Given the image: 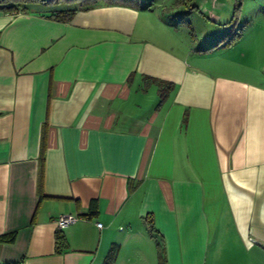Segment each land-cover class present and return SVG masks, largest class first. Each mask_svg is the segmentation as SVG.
Returning a JSON list of instances; mask_svg holds the SVG:
<instances>
[{
  "label": "crops",
  "instance_id": "obj_1",
  "mask_svg": "<svg viewBox=\"0 0 264 264\" xmlns=\"http://www.w3.org/2000/svg\"><path fill=\"white\" fill-rule=\"evenodd\" d=\"M171 1L0 10V264H264V0Z\"/></svg>",
  "mask_w": 264,
  "mask_h": 264
},
{
  "label": "trees",
  "instance_id": "obj_2",
  "mask_svg": "<svg viewBox=\"0 0 264 264\" xmlns=\"http://www.w3.org/2000/svg\"><path fill=\"white\" fill-rule=\"evenodd\" d=\"M57 1H68V0H0V10L5 11H11L13 13L16 12H23V11H30L34 6L47 4L50 2H57ZM84 5H94L99 0H79ZM107 3L112 4H123V5H133L137 6L139 5V2L141 0H105ZM241 1L242 0H233V9H232V15L231 19L233 21L237 20L240 14L241 10ZM90 3V4H89ZM172 4L179 8H185L188 10H191L196 7L195 3H192L191 0H172ZM75 9H69V8H60V9H51L49 11L41 12L42 15H45L46 17L55 19V20H61V21H68L71 19ZM186 118H183V121H185ZM43 159H44V145H41V151H40V166L38 170L37 175V187L40 191L42 186V177H43ZM42 196V194H41ZM146 225L151 232V234H154L156 232L155 227L153 226L152 219L149 216H146ZM64 235L62 234L61 230L56 231L55 235V248L56 250H59L64 245ZM158 260L159 264H166V259L164 255V249L162 244L158 242Z\"/></svg>",
  "mask_w": 264,
  "mask_h": 264
},
{
  "label": "rangeland",
  "instance_id": "obj_3",
  "mask_svg": "<svg viewBox=\"0 0 264 264\" xmlns=\"http://www.w3.org/2000/svg\"><path fill=\"white\" fill-rule=\"evenodd\" d=\"M202 1L204 2V0H191V2L192 3H200V4H202ZM229 4V3H228ZM231 5V4H230ZM230 7H232V5L230 6ZM209 13V12H208ZM155 14H157V13H155ZM259 15V14H258ZM260 17V16H259ZM178 18H180V16L178 17ZM152 19H153V16H152ZM195 20L193 21V24L194 25H196L195 23ZM181 24L179 23V26H180ZM200 27H203V26H198V27H196L195 28V30L198 32V30H201L202 28H200ZM182 29H184V28H182ZM200 44H202L200 41H199V43H195V45L194 46H196V45H200ZM213 44H211V46H212ZM225 56V57H224ZM234 56V53H233V50H229V51H224V50H222L221 51V58H220V60H221V63H227V64H229V63H231V61H233L235 58L233 57ZM239 62H240V60H238ZM243 63H245V65H247V67L250 69V70H252V69H254L255 71H259V73L262 71V72H264V59H261V58H249V59H243ZM216 62H217V60H214V59H211V65H216ZM221 65V64H220ZM220 65H218V66H220ZM245 65H243V66H245ZM227 66H229V65H227ZM227 68V67H226Z\"/></svg>",
  "mask_w": 264,
  "mask_h": 264
},
{
  "label": "built area",
  "instance_id": "obj_4",
  "mask_svg": "<svg viewBox=\"0 0 264 264\" xmlns=\"http://www.w3.org/2000/svg\"><path fill=\"white\" fill-rule=\"evenodd\" d=\"M78 218H79V216L76 214H60V215H58L55 219L57 230H62L64 227L73 223ZM96 224L98 227H101L100 222H97Z\"/></svg>",
  "mask_w": 264,
  "mask_h": 264
}]
</instances>
